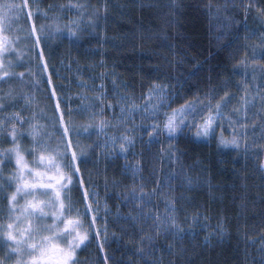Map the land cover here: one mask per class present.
<instances>
[{"label":"snow or ice","instance_id":"snow-or-ice-1","mask_svg":"<svg viewBox=\"0 0 264 264\" xmlns=\"http://www.w3.org/2000/svg\"><path fill=\"white\" fill-rule=\"evenodd\" d=\"M113 7L149 10V18L135 21L138 27L123 37L135 48L137 40L142 44L152 35L161 39L155 31L161 19L165 29L179 34L193 5L183 0H170L164 6L138 0L119 6L110 0H0V264H84L80 254L93 243L95 264H196L178 242L195 238V227L201 225L203 231L202 221L213 218L215 229L204 236L203 247L211 251L214 239L223 244L230 233L223 212L213 216L212 209L206 208L201 216L198 208L189 216L183 208L190 201L186 193L205 184L210 193L215 189L203 169L194 177L195 167L181 161L187 154L176 146L181 141L209 149L214 143L216 152H236L245 168L251 164L252 175L260 180L256 192L234 188L224 198L245 213L258 198L261 234L258 241L245 234L248 244L258 247L253 254L246 246L244 264L250 255L251 264H264V0H225L222 5L209 0L204 5L209 20L217 22L216 39L231 36L221 47L232 48L233 54L227 61L230 69L208 67L202 88L193 91L194 85H189L177 91L171 81L181 78L171 73L181 61L169 60L166 79L158 76L147 84L141 82L139 93L135 85L116 91L113 80L111 95L104 83H96V77L84 76L87 68L77 66L75 81L69 80L77 89L72 94L70 87L66 90L55 83L64 79L54 71L57 50L67 45V57L59 58L64 66L73 49H82L100 36ZM167 39L165 30L163 40ZM211 56L209 52L204 60H196L183 79L198 77ZM73 63L78 61L70 59L67 70ZM100 78L106 79L107 74L101 73ZM84 139L90 143H82ZM156 144L161 147L153 151ZM146 153H150L148 176L154 181L145 182ZM129 155L138 160L119 166L122 179H116L115 172L111 181L105 178L102 202L99 183L90 171L85 179L84 166L91 161L99 168L103 161L107 172L110 163L127 161ZM165 161L172 172L161 177L156 164ZM129 176L131 187L123 183ZM177 180L179 184L174 183ZM113 198L119 204L114 215L107 202ZM215 199L212 195L211 200ZM125 207L127 214H121ZM113 221L119 225V239L135 238L126 262H114L108 254ZM237 221L239 234V212ZM111 237L116 240L117 233ZM161 238L169 243L158 249ZM166 256L175 259L166 261Z\"/></svg>","mask_w":264,"mask_h":264},{"label":"trees","instance_id":"trees-1","mask_svg":"<svg viewBox=\"0 0 264 264\" xmlns=\"http://www.w3.org/2000/svg\"><path fill=\"white\" fill-rule=\"evenodd\" d=\"M45 3L53 2V0H44ZM57 3L66 2V0H55ZM95 2V0H93ZM114 6L123 5L129 0H110ZM145 4L157 3L161 6L167 5L170 0H138ZM185 4L193 5L188 10V15L185 17V26L177 31L172 28L165 29L163 20L161 19L159 29L155 31L161 36V39H157L155 35H152L151 39H146L141 44L139 40L136 41V46L133 48L131 44L123 39L125 34L130 35V30L134 27H138L135 21H139L143 18H149V10L145 9L143 12L139 9H121L120 7H113L110 9L109 20L106 26L101 30L100 36L92 39L90 43H85L82 49H73L70 58H66L64 66L59 63L60 55L63 54L67 57V45L65 44L57 50V57L53 61L55 65L54 71H58L59 74L64 77L63 80L56 79L55 83L63 84L67 90L71 88V93L75 94L77 89L75 82L69 84V80L75 81L77 66L87 68L84 72L85 77H96V83H104L111 94L113 91L112 81H117L116 91H123V87L127 85L129 90L131 86L135 85L137 93L140 91V83L147 84L151 80L160 76L161 79H166L169 71V60L181 61L180 67L177 71L171 73L173 77H180V80H172L171 83L175 84L177 91L186 90L189 85L195 87H203L206 83L209 72L208 67L211 66L216 71L220 68L227 66L231 68L230 64H227L229 56L233 54V49L228 47H221L226 45L231 36L226 35L223 39L217 40L216 37L219 34L217 22L215 19L209 20L208 9L204 7L209 0H183ZM213 3L224 4L225 0H212ZM199 5L197 8L196 6ZM123 11V15L121 12ZM154 11V10H153ZM162 11H167L162 7ZM223 15L221 16V19ZM147 23V19L144 20ZM251 24V21H250ZM167 31L168 39L163 40L164 32ZM243 32H241V37ZM241 43L243 41L241 40ZM171 44L170 49L168 45ZM163 45V46H162ZM251 51V50H249ZM209 52L212 53L208 63L204 65V70L198 74V77L184 80L183 77H187L188 70L192 67V64L196 60H204L208 57ZM240 55H243V49L240 50ZM195 58V60L193 59ZM78 61V64L73 63L71 71L67 70L69 60ZM101 73L107 74L106 79H101ZM164 75H161V74ZM215 77L216 72L212 73ZM259 75V74H257ZM55 79V77H54ZM235 79H240L239 77ZM199 80V83L197 81ZM183 85V88H182ZM86 122V121H80ZM95 140L96 137L91 138ZM82 143H90L89 140L84 139ZM167 148L168 142L165 141L164 145ZM181 151H186V155L181 157V161L186 165H192L195 167V171L191 173L194 177L199 175L200 171L204 170V176L210 178L211 185L215 189L214 193H210L208 185L205 184L202 188H197L193 193H186V196L190 197V201L183 204V208L187 210L189 216H191L198 208L200 209L201 216L204 214V209L211 208L212 215L223 212L228 217V232L230 235H226L225 242L218 244L217 240H213V244L209 248L203 247L204 236L212 232L216 226V219L213 218L209 221H202L203 231L201 225L195 227V238L188 236L183 241L178 242L182 246L189 250V254L196 260V264H244V251L246 246L249 250L255 254L256 245L248 244L247 237H251L259 240L261 234V217L259 215L261 206L257 198L255 207L251 204L248 205L249 211L244 212L243 209H237L234 207L230 200L225 199V196L231 195L233 189L241 190L242 188L255 193L256 186L259 185L260 180L258 176L252 175L251 164L247 168L244 167L243 159H237L238 153L226 152L218 153L215 150V144L209 149L205 145L193 146L185 141H181L176 145ZM161 147L160 144L153 146V151L158 150ZM137 152L140 151V146L137 145ZM197 153L200 154L197 157ZM242 155V154H240ZM94 159V158H93ZM150 159V153L145 154V182L150 179L155 180V177H149L147 169L150 167L148 161ZM138 157L129 155L127 161L120 159L114 163H110L107 166V172H105V164L103 161L100 163L99 168L94 167L90 161L85 168V179L88 178V172L92 173V179L98 181L100 197L103 202L105 195L104 183L105 178L111 181L114 178V172L116 173V179H122L120 176V165L126 162L136 163ZM158 175L163 177L172 172V169L168 167V161H165L163 165L156 164ZM178 171V169H177ZM247 176V179L244 178ZM139 181H137L138 183ZM125 185L131 187L132 179L129 176L123 180ZM174 183L179 184L177 180ZM152 184L149 183V190ZM109 191L111 192V186L109 185ZM214 195L216 199L211 200V196ZM111 207L113 215L117 212L119 207L115 198L107 201ZM153 203H157L154 199ZM121 214H127L128 208L120 209ZM160 211H163V203H160ZM240 215V232L237 234L236 225L237 213ZM181 218L183 219V210L181 212ZM247 219V225L244 221ZM150 223V222H149ZM188 228L189 225H184ZM117 233V239L112 240L111 233ZM119 225L114 221L109 228V241L110 246L108 248V254L113 256V261L123 259L125 262L131 258V253L134 251V242L129 241L127 237L119 239ZM168 240L161 238L158 241V249L160 245L167 246ZM97 246L95 243L89 248L85 249L80 254V259L84 264H95L96 261ZM199 253V255H197ZM159 255V251H157ZM251 255L248 258V264H251ZM175 259L174 257L166 256L165 260Z\"/></svg>","mask_w":264,"mask_h":264},{"label":"rangeland","instance_id":"rangeland-1","mask_svg":"<svg viewBox=\"0 0 264 264\" xmlns=\"http://www.w3.org/2000/svg\"><path fill=\"white\" fill-rule=\"evenodd\" d=\"M110 94V93H109ZM111 95V94H110Z\"/></svg>","mask_w":264,"mask_h":264}]
</instances>
